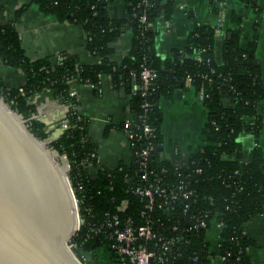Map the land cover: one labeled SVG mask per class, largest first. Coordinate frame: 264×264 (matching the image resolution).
I'll return each instance as SVG.
<instances>
[{
    "label": "trees",
    "instance_id": "obj_1",
    "mask_svg": "<svg viewBox=\"0 0 264 264\" xmlns=\"http://www.w3.org/2000/svg\"><path fill=\"white\" fill-rule=\"evenodd\" d=\"M111 1L30 2L37 4L42 12L53 14L59 21L80 24L88 34V50L100 57L95 64H81L76 56L69 54H61L56 60L27 57L16 27L26 4L16 9L12 20L0 23V64L19 69L24 75V83L10 89L5 88L0 80V98L11 110L27 119L29 131L39 140H48V133L42 122L31 118L36 108L26 99L43 89H50L54 98L67 104L75 101L69 95L70 80L97 85L102 76H107L113 87H123L129 94L135 124L138 114L143 111L140 104L150 102L145 114L146 121L155 128L152 139L155 148L148 158L147 171L151 173L146 180L141 178L135 162V153L142 147L141 142L132 148L130 164L119 163L114 169L102 168L94 175L89 174L87 167L96 163L97 145L88 136L87 119L76 109L68 108L67 127L59 137L47 141L55 156L65 155L68 160V177L79 214L84 218L80 230L70 238L76 244L75 250L95 255L101 246H109L110 240L104 233L86 235L88 222L98 224L106 211L118 213L121 218L130 216L134 223L143 224L145 219L140 216L143 201L132 189L158 180V184L166 187L182 182L192 190V194L188 199L174 201L175 215L172 217L158 209L148 212L156 230L170 235L172 225L187 227L190 219L185 218L192 216L195 223L204 220L207 224L206 228L197 226L184 231L177 242V250L166 255L167 264H210L206 230L213 220L221 224L219 252L224 256L222 264H253L248 249L255 242L245 235L244 224L264 213V151L255 141L248 159L244 160L237 135L245 129L257 138L262 127L257 105L264 102V82L255 58L257 37L241 47L239 34H231L223 40L217 57L213 49L214 27L194 24L187 36V44L182 49L173 48L170 57L164 58L158 54L155 45L157 32L154 24L160 19L172 18L174 0H123L127 13L125 18L108 16L106 5ZM242 1L259 10L256 0ZM218 2L220 0H209L215 12L219 11ZM127 30L131 32L130 49L120 62L112 61L110 55L114 49L110 45ZM198 51L202 61L195 57ZM141 65L156 71L154 83L145 96L139 91L131 93V74H138ZM187 76L192 78L197 92L201 86L206 91L202 100L207 109L204 145L190 154L188 166L176 167L159 156L162 115L158 102L160 97H169L173 89L183 87ZM135 80L139 84V80ZM224 94L234 100L232 106L225 104ZM133 130L139 129L135 125ZM123 201L126 202L125 208L117 211V206ZM186 203L189 207L183 214L182 208ZM112 255L116 256L114 252Z\"/></svg>",
    "mask_w": 264,
    "mask_h": 264
},
{
    "label": "crops",
    "instance_id": "obj_2",
    "mask_svg": "<svg viewBox=\"0 0 264 264\" xmlns=\"http://www.w3.org/2000/svg\"><path fill=\"white\" fill-rule=\"evenodd\" d=\"M257 11L242 0H220L215 12L209 0H174L172 18L160 19L154 24L157 34L155 45L161 57H170L173 48L182 49L187 44V36L193 25L204 24L214 27V56L219 57L223 40L231 34H239V45L245 47L257 37L255 58L261 67L264 82V0H256ZM31 0H0V23L12 20L15 11L27 5L16 24L22 48L27 57L37 59L48 57L56 60L61 54L77 57L81 64H95L100 57L87 48L88 34L80 24L59 21L53 14L42 12ZM109 17L127 16L123 0H112L106 5ZM229 32V35H227ZM131 32L127 30L117 41L111 43L114 49L110 59L120 62L130 49ZM0 80L5 88L18 87L24 83V75L19 69L0 64ZM101 93L87 84L71 80L69 95L77 103L78 113L87 119L88 136L97 145L94 166H88L89 174L98 169H114L119 163L130 164L132 153L121 130V124L131 121L134 114L129 105V94H119L107 76L101 78ZM27 102L36 108L35 114L48 133V140L59 137L65 128L62 120L67 113V104L54 98L50 89H43L27 97ZM227 106L234 100L223 95ZM162 119L160 123V158L172 165H183L191 153L204 145V124L207 109L191 85L173 89L169 97H160L158 102ZM257 112L262 117V127L257 138L245 129L237 135L241 143L243 159H248L250 148L255 141L264 151V102H259ZM206 231V240L211 250L210 264H222L217 256L216 242L220 239V228L212 221ZM244 233L254 240L248 254L253 264H264V213L255 216L244 224Z\"/></svg>",
    "mask_w": 264,
    "mask_h": 264
},
{
    "label": "water",
    "instance_id": "obj_3",
    "mask_svg": "<svg viewBox=\"0 0 264 264\" xmlns=\"http://www.w3.org/2000/svg\"><path fill=\"white\" fill-rule=\"evenodd\" d=\"M26 123L0 98V264H83L68 246L80 222L68 174Z\"/></svg>",
    "mask_w": 264,
    "mask_h": 264
},
{
    "label": "built area",
    "instance_id": "obj_4",
    "mask_svg": "<svg viewBox=\"0 0 264 264\" xmlns=\"http://www.w3.org/2000/svg\"><path fill=\"white\" fill-rule=\"evenodd\" d=\"M142 20H145L144 16H142ZM148 25L150 24L148 23ZM195 57L198 61L203 60L202 55L199 51L197 52ZM131 75L133 81L131 93L139 91L142 96H145L148 93L149 88L154 83V79L156 78V71L153 68L141 65L138 74L133 72ZM136 78L139 80V84L136 83ZM100 83L101 80L97 83V85H94L92 83H88L87 85L94 89L97 93H101L102 90ZM185 83L187 85L193 86L192 78L190 76H187L185 78ZM205 95L206 91L201 86L198 91V96L201 101L203 100ZM149 106L150 102L143 101L140 104V107L143 111L138 114V120L136 121V124L135 122H133V120L125 121L122 123L121 127L124 138L131 151L136 143L141 142L142 147L138 152L135 153V162L138 165L141 173V178L143 180H146L148 178V174L151 173V171H147L148 158L155 148L152 142V139L155 137V128L146 121L145 112ZM67 108L76 109V101H69L67 103ZM36 115L37 114L32 115L31 118H38ZM67 125L68 118L67 116H64L62 120V127L66 128ZM135 125L139 130H133V127ZM45 141L47 142L48 140ZM60 156L65 159V162L68 161L65 155ZM66 165L69 170V163ZM183 165L188 166V163L186 162ZM183 165L174 166L181 167ZM195 171L199 172V169H196ZM132 190L143 201V206L140 210V216L145 219V222L143 224L134 223V219H132L130 216L121 218L118 213H109L107 211L104 213L103 218L98 224L88 222V233L86 234L87 236H90L91 234L99 235L101 233H104L110 240L109 246L106 247L109 250L110 255L109 264H167L168 259L166 255L173 254L175 250H177V242L181 239L180 236L184 233V231L195 229V227L197 226H204L205 228L207 227V224L204 220H200L199 222L195 223L194 216L186 217L185 219H190V222L187 221V227H181L177 224L172 225L170 227L172 234L167 235L156 230L152 220L149 218L148 212L155 211L157 209L161 210V212L167 217H172L175 215V208L173 205L174 201L181 198L188 199L192 194V190L187 189L186 185L182 182H179L174 187H166L158 184V180H154L152 183H148L145 186H136ZM125 206L126 202H121V204L117 206V211L123 210ZM188 207V203L184 204L182 208L183 214H186ZM79 221L80 222L77 231L80 230L81 225H83L84 223V218H82L80 214ZM216 225L217 227L221 228L220 223L216 222ZM220 242L221 238L216 242L215 246L217 249V256L219 260L223 262L224 256L219 252ZM151 243H154L156 247H154V245H151ZM68 246L76 255V257L83 264H85L84 262L86 257L90 256L91 254L75 250L76 244L71 239L68 242ZM208 250L211 253L209 244ZM113 252L116 255L115 257L112 255ZM211 257L212 256H210V259Z\"/></svg>",
    "mask_w": 264,
    "mask_h": 264
},
{
    "label": "rangeland",
    "instance_id": "obj_5",
    "mask_svg": "<svg viewBox=\"0 0 264 264\" xmlns=\"http://www.w3.org/2000/svg\"><path fill=\"white\" fill-rule=\"evenodd\" d=\"M56 161L58 162L59 165L63 166L64 164H66V162L64 161L65 159L59 155L55 156ZM68 170V168H67ZM66 170V173L68 174V171ZM213 223V222H212ZM96 254V260L98 262H101L103 264H109V250L106 248V246H101L99 249L96 250L95 252Z\"/></svg>",
    "mask_w": 264,
    "mask_h": 264
},
{
    "label": "flooded vegetation",
    "instance_id": "obj_6",
    "mask_svg": "<svg viewBox=\"0 0 264 264\" xmlns=\"http://www.w3.org/2000/svg\"><path fill=\"white\" fill-rule=\"evenodd\" d=\"M85 264H103L101 262H98L96 260V257L95 255H90V256H87L86 259H85Z\"/></svg>",
    "mask_w": 264,
    "mask_h": 264
},
{
    "label": "bare ground",
    "instance_id": "obj_7",
    "mask_svg": "<svg viewBox=\"0 0 264 264\" xmlns=\"http://www.w3.org/2000/svg\"><path fill=\"white\" fill-rule=\"evenodd\" d=\"M60 168H61V170H63L64 172H66V170H67V165H66V164H64L63 166L60 165Z\"/></svg>",
    "mask_w": 264,
    "mask_h": 264
}]
</instances>
